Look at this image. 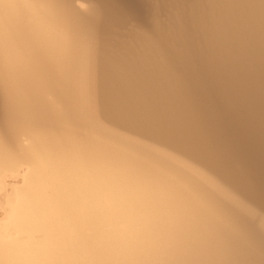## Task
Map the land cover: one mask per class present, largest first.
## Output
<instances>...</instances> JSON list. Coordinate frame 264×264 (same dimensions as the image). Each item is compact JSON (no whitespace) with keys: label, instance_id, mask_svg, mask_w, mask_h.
<instances>
[{"label":"bare ground","instance_id":"obj_1","mask_svg":"<svg viewBox=\"0 0 264 264\" xmlns=\"http://www.w3.org/2000/svg\"><path fill=\"white\" fill-rule=\"evenodd\" d=\"M74 1L0 0V264H264V0Z\"/></svg>","mask_w":264,"mask_h":264},{"label":"rangeland","instance_id":"obj_2","mask_svg":"<svg viewBox=\"0 0 264 264\" xmlns=\"http://www.w3.org/2000/svg\"><path fill=\"white\" fill-rule=\"evenodd\" d=\"M82 4H84V2L82 1V0H75L74 1V5L75 6H81ZM123 135V134H122ZM123 136H125V135H123ZM127 138V137H126ZM131 138V139H130ZM130 138H128V139H130L131 140V142H133V143H138V144H141L142 142L143 143H147V142H145L144 140H142V139H140V138H138V137H130ZM137 139V140H136ZM142 143V144H143ZM10 183H11V181H10ZM14 183V182H13ZM12 183V184H13ZM7 186H9V185H7ZM8 188H10L11 189V187H8ZM7 191V189L4 191L3 190V195H4V193ZM2 196V194L0 193V197ZM2 198L3 197H1L0 199L2 200ZM2 204H0V215H1V213H2V208H3V206H1ZM2 207V208H1ZM262 210L261 209H259V208H257L256 209V213L258 214V215H260V216H262L263 214H262ZM257 219V218H256ZM0 220H1V217H0ZM255 220V219H254Z\"/></svg>","mask_w":264,"mask_h":264}]
</instances>
